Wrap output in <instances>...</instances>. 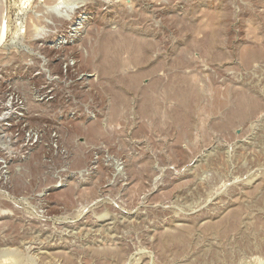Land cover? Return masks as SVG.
Wrapping results in <instances>:
<instances>
[{
	"label": "rangeland",
	"instance_id": "obj_1",
	"mask_svg": "<svg viewBox=\"0 0 264 264\" xmlns=\"http://www.w3.org/2000/svg\"><path fill=\"white\" fill-rule=\"evenodd\" d=\"M18 2L0 264H264V0Z\"/></svg>",
	"mask_w": 264,
	"mask_h": 264
},
{
	"label": "clouds",
	"instance_id": "obj_2",
	"mask_svg": "<svg viewBox=\"0 0 264 264\" xmlns=\"http://www.w3.org/2000/svg\"><path fill=\"white\" fill-rule=\"evenodd\" d=\"M0 3H3V13L2 15L4 18H7V16L11 13L13 15H19V2L17 0V3H8L7 0H0ZM86 3V0H57V3L51 7H54L57 10H63L58 12V16L60 17V22L70 23L75 15L76 10L80 7H82ZM47 23L53 24V26H56L52 20H49ZM33 33L35 35V29H33ZM41 33L44 35L51 34V29L43 27L41 29ZM7 34L5 33V36ZM22 38V35H18L14 37V40Z\"/></svg>",
	"mask_w": 264,
	"mask_h": 264
}]
</instances>
